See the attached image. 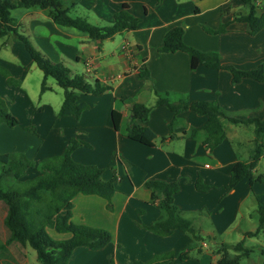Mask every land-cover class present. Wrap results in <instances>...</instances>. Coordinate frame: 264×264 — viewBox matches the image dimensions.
Masks as SVG:
<instances>
[{
    "label": "crops",
    "instance_id": "obj_1",
    "mask_svg": "<svg viewBox=\"0 0 264 264\" xmlns=\"http://www.w3.org/2000/svg\"><path fill=\"white\" fill-rule=\"evenodd\" d=\"M255 4L259 12H264V0H256ZM63 5L72 16L85 17L96 25L110 24L117 15L138 19L134 30L123 31L99 41L74 27L54 23L46 10L20 7L10 11L18 31L27 36L51 61L63 63L73 73L87 74L90 80L96 79L111 86L101 95L81 96L87 106L79 119L57 116L63 101V90L61 96L55 94L58 99L49 96L55 91L52 85H47V90L39 92L41 104L37 109L44 112L46 108H52L53 111L50 116L41 117L54 133L49 137V142L52 145L60 143L57 152L62 153L67 142L77 138L89 146L74 149L70 154L72 160L102 168L107 174L104 180L115 176L113 212L106 209V200L98 195L79 193L72 199L70 219L73 223L105 229L112 238L97 250L76 248L68 264H134V261H148L155 254L167 251L180 253L193 242L191 234L180 230L159 235L147 229V225L160 218L156 204L149 202V189L144 188L141 196L135 198L137 191L148 180L158 179L179 185V191L173 197L174 204L185 218L189 217L201 237L206 235L215 238L216 234L225 233L232 224L236 226L240 215L244 217L246 214L249 218V213H242V205L251 202V209L254 208V195L263 193L255 190V184L262 182L250 185L248 179L243 178L232 188L228 187V183L235 162L249 160L252 154V125L225 123V139L210 152L204 145L202 131L194 138L183 135L191 127L202 126L206 117L189 109L174 113L166 106L155 104L154 94L156 91L170 100L212 101L240 119L264 118V83L249 78L233 83L231 73L226 69L199 65L191 70L187 53L161 51L166 32L174 26H182L184 43L201 51L217 52L224 65L242 70L264 65V27L255 35H250L246 23L233 19L234 14L244 11L242 1L63 0ZM221 24L227 25L222 33L206 31V28L217 29ZM2 37L12 39L11 57L14 60L10 62L13 69H8L11 73L6 70L18 80V86L23 85V81L31 74L21 72L20 67L16 66L17 61L23 62L22 68L28 64L27 69L33 63V67L42 74L22 42L15 40L11 34ZM18 68L16 73L14 70ZM142 74H148L149 80L143 79ZM42 78L43 74L41 81ZM43 97L45 101L40 102ZM133 102L151 106L146 117H136L133 123L155 135L152 146L126 136ZM112 111L121 114L117 130L113 127ZM34 132L33 135L40 139V132L37 129ZM171 132L177 138L165 139ZM262 161L264 152L253 171L255 176L259 173L258 167ZM132 167L141 175L139 185L132 183ZM122 172H125L126 179L122 177ZM197 179L208 186L206 191L195 187ZM126 180L131 188H128ZM120 188H126L128 193L122 194ZM141 206L152 210L146 213L141 211L143 214L135 217V212L141 210ZM210 208H219L224 221H221L220 216L212 217L208 213ZM237 228L236 237L243 239L244 243L246 231L240 226ZM55 233L57 240L70 237L69 233ZM29 251L24 256L26 263L22 264H39L36 255L35 262H31L34 256L29 261ZM260 252L264 254V250ZM217 258L202 239L186 259H174L170 264H215Z\"/></svg>",
    "mask_w": 264,
    "mask_h": 264
},
{
    "label": "trees",
    "instance_id": "obj_2",
    "mask_svg": "<svg viewBox=\"0 0 264 264\" xmlns=\"http://www.w3.org/2000/svg\"><path fill=\"white\" fill-rule=\"evenodd\" d=\"M244 11L234 14V20L247 24V33L255 35L264 27V12H259L256 0H241ZM37 7L46 10L52 21L58 25L74 27L86 32L91 39L105 40L115 34L134 30L138 19L132 16L117 15L113 22L105 25H96L82 16H72L63 0H0V37L14 35L23 43L32 61L42 71L40 92L48 89L46 79L53 78L63 90V101L57 116H72L79 119L86 103L81 100L83 94L101 95L111 89L108 84L99 80H90L87 74L73 73L70 68L60 62H53L40 52L30 39L18 31L15 20L10 11L15 8ZM224 10H222L223 12ZM226 24H221L217 29H207L212 34H219L226 30ZM183 27L174 26L169 29L163 38L161 51H183L188 54L190 69L194 70L199 65L213 69H226L231 73L233 83L249 78L264 83V65L260 64L254 69L242 70L232 65H224L220 55L213 51H201L183 41ZM0 74L8 84H18L10 73L0 66ZM141 77L149 80L148 74ZM155 104L168 107L172 112L189 109L198 115L206 117V122L200 127H191L183 135L194 138L198 132L204 133V145L212 151L225 139V123L251 124L253 127V151L249 160H238L232 166L229 174L228 187L232 188L243 178L248 179L250 185L255 182H264V175H254L253 171L264 152V118L255 117L240 119L232 116L218 104L212 101H192L184 99L170 100L161 96L156 91ZM151 106L140 102H133L130 107L131 122L127 127L126 136L138 143L152 146L155 135L148 129L138 128L133 120L136 117H146ZM113 127H119L121 114L112 111ZM5 123L10 127L18 125V120L5 107L0 98V124ZM172 124H170V128ZM177 135L171 132L165 139L171 140ZM82 146H89L86 142L71 139L63 152L54 158L43 159L36 167V175L23 181V187L13 184H4L9 177L14 182H20L26 171L34 165L23 154H0V202L6 209L3 225L7 236L0 250L7 246L16 247L21 254L22 248L28 246L35 251L39 264H68L73 251L79 247L90 250L103 248L111 241V233L105 229L95 228L84 224H75L71 221L72 199L77 194L98 195L107 201L110 206L112 195L115 193V176L108 180L102 178V169L93 164H80L72 160L71 152ZM143 186L150 190V202L156 204L160 218L147 229L159 234L169 235L173 230H180L191 234L193 242L175 254L167 251L155 254L148 261H136L134 264H170L174 259H186L190 251L202 240L192 221L185 218L174 204L173 197L179 191L176 182H166L158 179L145 181ZM195 187L206 191L208 186L200 179L195 182ZM257 213V228L254 231L244 232V237L256 236L264 229V193L254 195ZM47 228L57 233H69L65 240H55L47 232ZM233 252V255L230 253ZM217 256L215 264H238L241 257H248L251 250L243 246V239L231 244L221 242L213 251ZM24 256V255H23Z\"/></svg>",
    "mask_w": 264,
    "mask_h": 264
},
{
    "label": "rangeland",
    "instance_id": "obj_3",
    "mask_svg": "<svg viewBox=\"0 0 264 264\" xmlns=\"http://www.w3.org/2000/svg\"><path fill=\"white\" fill-rule=\"evenodd\" d=\"M11 36L14 37V35ZM6 39L8 38L6 37L0 38V66L8 70L11 68L13 69L10 61H13L14 58L11 57L12 39L11 37L8 40ZM12 48L14 49L15 46H12ZM22 63L23 62L21 61H17L16 66L20 67L21 72H29L31 74L27 76L26 79L23 81V85L18 86V84L16 85L7 84L5 77L0 74V98L2 99L7 110L18 120V125L14 127H10L5 123L0 124V154H4V153L16 154V155L23 154L34 165L33 168H29L26 171V174L22 178H20V182H14L9 177L4 181L5 185L13 184L14 186L17 187H23L25 185L23 181L30 179L36 175L37 172L35 166H37L43 159L54 158L61 154L56 150L58 148V145H60V143L58 142L59 144L54 143L52 145L49 142V137L52 136L54 133H52L49 130V125L47 124L45 125L46 120H44L41 117V116H50L53 112L52 108H46L44 112H40L37 109V107H39V105L41 104L39 103L38 97L40 92L42 74L36 67H33L34 66L33 63L30 69H27L28 64H25L26 67L22 68L23 67ZM18 70L19 68L14 71L17 73ZM36 74H38L41 77L39 78V76ZM15 77L19 78L18 76ZM46 85L49 86L52 85L53 88L55 89V91L49 93V96L55 97L54 99L56 98L58 99V95L55 94H59V96L62 95V89L56 85L55 81L52 78H49L48 83ZM43 101H45V97H43L40 102ZM51 102L54 103V101ZM34 129H37L40 132L41 134L40 139L33 135L35 134ZM244 136L247 137V134H245ZM242 149L243 148H241V150ZM132 170H133L132 183H134L135 185H139L141 175L137 170H135V168L132 167ZM258 171H259L258 174L264 175V161H262L261 165L258 167ZM106 177L107 174L106 173L104 174L103 172L102 178L106 179ZM122 177L126 179L125 172H122ZM126 183L128 188H131L127 180ZM255 186H256L255 189L256 191L258 192L262 191L264 193V182L256 183ZM144 188L145 187L143 188L141 187V189L137 191L135 198H139L141 196V192L144 191ZM119 191L122 194L128 193L126 188L124 189L120 188ZM149 202H150V198H149ZM255 205L254 208L251 209L252 207L251 202H247L243 204L242 213L246 211L247 214L248 213L250 214V217L248 218L246 214L244 217H242L241 215L238 216L236 226L235 224H232L225 233H222L221 235L216 234L215 238H210L209 236L202 235L203 237L202 239H204V241L209 245V247L212 249V252L214 251L215 246L221 242L234 244L237 241H239L240 239L236 237L238 226H240L246 232L248 230L254 231L257 228V213H256ZM106 209L108 211L113 212L112 198H111L110 206L107 205V201H106ZM140 209L141 210L135 212V217L141 216L144 213V211L146 213L152 210V209H147L146 206H141ZM141 211H143V213ZM5 213H6V209L4 205L0 202V244L4 243L7 236V231L3 225V218L5 216ZM208 213L212 217L220 216L221 221H224V217L222 218L219 208L218 209L210 208L208 210ZM47 232L53 239L57 240L55 237L56 233L53 231V229L47 228ZM243 246L250 249L251 252L248 257H241L238 264H264V254L260 252L261 249L264 250V229H261L258 232V235L256 236L244 237ZM27 250H30L29 251L30 253L28 254L29 261H31L33 258L32 256H34V260L31 262H35V255H36L35 251L30 247L26 246L22 248L20 254L16 251V247L9 245L6 247L5 250H0V264H22L23 262L26 263V260H24V256ZM230 253L233 255L232 251H230ZM135 262L136 261H134L133 263Z\"/></svg>",
    "mask_w": 264,
    "mask_h": 264
}]
</instances>
